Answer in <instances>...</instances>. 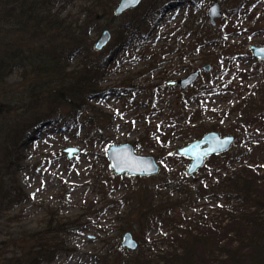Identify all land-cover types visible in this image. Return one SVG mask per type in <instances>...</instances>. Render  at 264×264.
I'll return each mask as SVG.
<instances>
[{"label":"rangeland","instance_id":"374dc122","mask_svg":"<svg viewBox=\"0 0 264 264\" xmlns=\"http://www.w3.org/2000/svg\"><path fill=\"white\" fill-rule=\"evenodd\" d=\"M96 1L62 0L57 5L63 8V16L83 21L85 10ZM156 1L143 0L135 9L116 16L117 0L112 9L115 19L97 12L92 41L105 28L111 30L112 40L102 51L92 46V51L80 50L69 61V70L80 71L81 59L91 53L93 58H101L102 66L96 96L77 110L75 118L69 114L70 107L64 105L60 109L66 114L63 120H43L26 127L20 139L10 142L7 160V130H0V180L7 191L0 200V264H29L34 251L27 236L46 229L52 216L66 226L60 225L63 231L56 235L59 250L54 259L41 264H120L110 255L122 249V236L127 231L138 240L139 248L143 243L152 253L164 250L166 244L160 241L171 232L170 225H156L140 237L136 229H127L124 218L138 220L147 212L145 207L151 198L146 189L169 176L179 177L186 188L211 186L219 180L213 156L194 175H188L190 159L174 154L178 147L209 131L236 136L227 151L230 170L250 165L264 172V88L261 92L258 89L264 83V60L256 59L250 48L264 44V0H218L223 15L215 25L209 21L207 8L216 0ZM242 3L243 8L238 7ZM146 11L155 15H147L151 19L142 30L143 38L125 45L116 41L119 27L141 18ZM220 36L225 42L222 50L210 44L199 46L203 39ZM178 43L191 53L179 57L174 49ZM207 63L212 69L203 71L191 87L182 90L167 85ZM21 71L14 69L7 83L0 85V104L8 99L4 94L10 89L21 90L27 83ZM255 93L253 114L261 113V117L236 130L244 100ZM179 105L186 111L197 108L199 120L178 116L175 108ZM102 113L109 115L107 120L100 117ZM8 121L0 113V126ZM97 124L102 125L101 131ZM195 125L205 126L206 132L198 135ZM126 141L134 144L137 153L154 156L161 171L150 177L115 175L106 149ZM68 146L80 148L72 159L63 152ZM161 192L156 202L161 198L180 199L169 214L176 222H184L181 226L190 217L223 219L222 208L235 204H229L221 193L192 196L194 201L188 202L184 191L162 188ZM59 240L64 249L60 250ZM151 241L156 243L148 245ZM138 250L122 249L131 257Z\"/></svg>","mask_w":264,"mask_h":264},{"label":"trees","instance_id":"16d2710c","mask_svg":"<svg viewBox=\"0 0 264 264\" xmlns=\"http://www.w3.org/2000/svg\"><path fill=\"white\" fill-rule=\"evenodd\" d=\"M60 1L62 0H0V85L7 83L14 69L22 70V80L27 82L21 90L10 89V93L4 94L8 99L0 104V113L9 120L8 123L4 122V126H0V130H7L5 135L8 139L4 141L6 160L11 155L10 142L14 138L20 139L26 127L43 120H63L66 114L60 109L64 105L70 107L69 114L75 118L77 110L87 105L91 97L96 96V80L102 69L101 58L96 59L91 53L86 54L81 59L82 73L79 75L77 73L80 71L75 68L69 70V61L80 50L88 51L94 47L90 35L92 29L98 25L96 14L101 12L102 15L115 19L112 9L117 0H97L85 10L83 21L73 20L68 15L63 16V8L57 5ZM243 3L238 7L243 8ZM147 15L153 17L155 12L148 14L146 11L141 18L123 23L119 27L116 41L125 45L143 38L142 30L148 27L151 19ZM194 30L197 33L196 26ZM223 39L224 36L206 38L199 46L210 44L215 49L222 50L225 47ZM181 46L179 44L178 48H174L178 50L179 57L191 53L189 49ZM157 87L160 88L159 85ZM263 88L264 83L258 89L261 92ZM185 93L186 91H182V94ZM256 96L257 93L244 100L242 116L238 117L239 126L236 130L246 123L253 124L261 117V113L253 114L257 104ZM196 109L186 111L183 105H179L175 111L179 113L178 116L188 117L197 122L199 111ZM106 116L109 117L106 113L100 115L104 120H107ZM100 126L102 125L97 124L101 131ZM195 127L198 129V135L206 132L203 125ZM218 158L222 159L217 162ZM212 159L216 162L215 172L220 176L213 185L186 188L179 177L169 176L163 183L146 189L147 195L151 198L150 204L145 207L147 212L138 220L129 216L124 218L127 229H136L140 237L156 225H170L171 232L160 241L161 244H166V248L159 253H152L145 248L146 244L142 243L132 257V254L124 255L122 249H119L116 254L110 255L113 262L264 264V172L250 165L230 170L228 165L231 163V157L227 152L214 155ZM162 188L184 191V197L188 202L194 201L192 196L202 197L205 194L219 196L221 193L229 204L231 202L235 204L222 208L223 219L190 217L189 222L181 226L184 222H176L169 214L170 211L173 212L179 198L172 200L161 198L156 202L162 194ZM6 196L7 191L0 180V200ZM60 225L62 228L66 226L52 216L46 229L27 236L32 243L31 250L34 251L30 255L29 264H41L45 260L50 262L54 259L58 249L56 235L63 231ZM58 243L60 250L65 248L63 242L62 245L60 240ZM155 243L151 241L148 245ZM125 256L129 257L126 259Z\"/></svg>","mask_w":264,"mask_h":264},{"label":"water","instance_id":"95a60500","mask_svg":"<svg viewBox=\"0 0 264 264\" xmlns=\"http://www.w3.org/2000/svg\"><path fill=\"white\" fill-rule=\"evenodd\" d=\"M143 0H119L114 13L121 16L130 9L138 7ZM223 15L222 6L218 0L214 1L207 8V16L212 25L217 23V19ZM112 40V32L109 28L103 29L100 36L94 43L96 51H102ZM253 56L258 60H264V44L251 45ZM212 69L210 63L204 64L201 68H196L180 79H173L167 82L170 86H179L187 89L195 84L203 71L209 72ZM236 140L233 134L222 135L220 131H209L202 137L192 140L184 146L178 147L174 154L190 159L187 168L188 175H194L206 162L207 158L227 152ZM80 148L68 146L63 149L69 159L79 153ZM106 157L109 166L115 175L150 177L161 171V166L152 155H141L137 153L134 144L130 141L113 143L106 149ZM121 248L129 252H134L139 248V242L133 233L127 231L122 236Z\"/></svg>","mask_w":264,"mask_h":264},{"label":"bare ground","instance_id":"6f19581e","mask_svg":"<svg viewBox=\"0 0 264 264\" xmlns=\"http://www.w3.org/2000/svg\"><path fill=\"white\" fill-rule=\"evenodd\" d=\"M71 187H73V186H71ZM71 187H70V188H71ZM73 188H74V187H73Z\"/></svg>","mask_w":264,"mask_h":264}]
</instances>
